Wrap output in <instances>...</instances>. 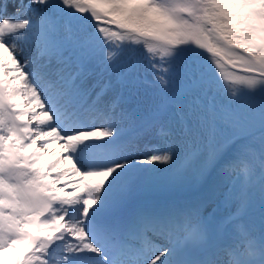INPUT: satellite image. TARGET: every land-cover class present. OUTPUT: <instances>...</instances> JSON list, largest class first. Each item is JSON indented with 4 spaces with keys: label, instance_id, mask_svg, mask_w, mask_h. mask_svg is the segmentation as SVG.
Listing matches in <instances>:
<instances>
[{
    "label": "snow or ice",
    "instance_id": "1",
    "mask_svg": "<svg viewBox=\"0 0 264 264\" xmlns=\"http://www.w3.org/2000/svg\"><path fill=\"white\" fill-rule=\"evenodd\" d=\"M0 264H264V0H0Z\"/></svg>",
    "mask_w": 264,
    "mask_h": 264
},
{
    "label": "rangeland",
    "instance_id": "2",
    "mask_svg": "<svg viewBox=\"0 0 264 264\" xmlns=\"http://www.w3.org/2000/svg\"><path fill=\"white\" fill-rule=\"evenodd\" d=\"M151 143H152V144H159V146H160L161 148H165V147H166V145H164L162 142H159V141H157V140H152ZM149 154H150V152H149L148 150H146V149L143 147V145H142V146H141V151H140V153H139L140 157H143V156H146V155H149ZM149 167H154V166H151V165H150ZM158 167L166 168L167 166H166V165H158ZM175 193H177L179 197L182 195V193L179 192V191H174V192H161L162 195H157L156 193L153 194V195L156 196V197H158V198H165V197H174L173 195H174ZM177 198H178V197H177Z\"/></svg>",
    "mask_w": 264,
    "mask_h": 264
},
{
    "label": "bare ground",
    "instance_id": "3",
    "mask_svg": "<svg viewBox=\"0 0 264 264\" xmlns=\"http://www.w3.org/2000/svg\"><path fill=\"white\" fill-rule=\"evenodd\" d=\"M69 167V166H68ZM69 183H71V180L68 181Z\"/></svg>",
    "mask_w": 264,
    "mask_h": 264
}]
</instances>
